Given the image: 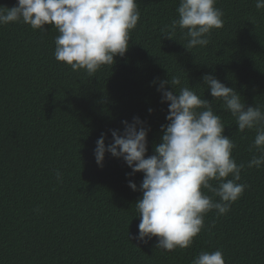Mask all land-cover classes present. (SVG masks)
Returning a JSON list of instances; mask_svg holds the SVG:
<instances>
[{
  "label": "trees",
  "instance_id": "16d2710c",
  "mask_svg": "<svg viewBox=\"0 0 264 264\" xmlns=\"http://www.w3.org/2000/svg\"><path fill=\"white\" fill-rule=\"evenodd\" d=\"M137 3L140 20L125 56L91 77L56 61L51 26H0V264H192L201 251L217 249L225 264H264V166L247 167L259 155L250 150L256 133L238 132L222 104L214 111L236 144V162L245 164L239 182L249 187L227 214H207L189 249L164 252L155 237L139 241L142 193L128 185L139 189L143 174L108 153L102 166L94 157L101 133L107 147L110 130L123 131L121 122L133 117L149 129L153 154L168 114L157 88L172 76L211 101L203 77L214 75L246 107L264 109V9L256 0H217L224 27L207 47L186 49L179 30L166 38L179 0Z\"/></svg>",
  "mask_w": 264,
  "mask_h": 264
},
{
  "label": "clouds",
  "instance_id": "9594fccd",
  "mask_svg": "<svg viewBox=\"0 0 264 264\" xmlns=\"http://www.w3.org/2000/svg\"><path fill=\"white\" fill-rule=\"evenodd\" d=\"M216 4L217 0H179L166 38L179 30L187 40L186 49L207 47L213 31L224 27V12ZM255 7L264 9V0H256ZM140 15L137 0H16L10 9L0 6V26L24 24L41 32L51 26L58 33L56 61L91 77L125 56ZM203 86L211 101L178 76L159 81L157 91L161 103L168 104V114L152 155H147L149 129L138 117L131 123L122 121L123 131L110 130L112 142L107 147L101 133L94 149L98 166L108 153L122 159L131 174H143L139 189L133 182L128 185L142 193L135 203L140 218L137 239L147 242L155 237V248L164 252L191 248L206 230L207 214H227L249 187L239 182L245 164L236 162V144L223 134L225 125L215 104H222L235 119L238 132L255 131L250 150L259 155H253L247 167L264 166V109L246 107L240 94L214 75H205ZM55 175L62 182L61 172ZM192 264H225L224 254L220 249L201 251Z\"/></svg>",
  "mask_w": 264,
  "mask_h": 264
}]
</instances>
